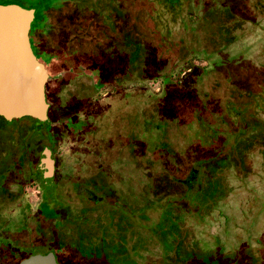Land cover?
I'll return each instance as SVG.
<instances>
[{
    "label": "rangeland",
    "instance_id": "374dc122",
    "mask_svg": "<svg viewBox=\"0 0 264 264\" xmlns=\"http://www.w3.org/2000/svg\"><path fill=\"white\" fill-rule=\"evenodd\" d=\"M92 1V36L46 67L52 95L67 100L52 110L66 120L0 118V151L10 150L8 138L21 144L0 184V211L20 220L15 186L48 149L60 199H77V183L106 199L94 206L105 218L79 241L86 264H264V0H181L176 19L155 0ZM7 2L34 10L32 40L47 31L40 14L63 22L81 0H0ZM72 93L82 101L69 103ZM108 105L135 107L136 117L106 114ZM120 129L123 141L109 137L108 148V133ZM199 161L185 190L182 168ZM61 204L35 210L45 220L42 239L22 216L14 263L53 243L57 229L46 221L63 215Z\"/></svg>",
    "mask_w": 264,
    "mask_h": 264
},
{
    "label": "flooded vegetation",
    "instance_id": "af4514ba",
    "mask_svg": "<svg viewBox=\"0 0 264 264\" xmlns=\"http://www.w3.org/2000/svg\"><path fill=\"white\" fill-rule=\"evenodd\" d=\"M43 17L40 14L37 20L40 23H42V26L44 28H47V31L45 32L43 30L44 33L43 32L40 34L37 33L38 36L33 35L32 40L30 36L28 35V41H29L31 51L34 54L36 60L43 65L45 70H47L46 69L47 65L51 64L52 66H55L58 60H56V58L54 60V58L52 57H50L51 58L50 60L47 56L41 59L40 53L43 54L44 52L43 47H40L41 49H38V47L34 43V41H36L37 39L42 40L44 37H46L48 33V27L52 26V25H48L47 24L48 19H46V17L44 18ZM34 18H35V14L33 10V18L31 22L35 20ZM62 39L63 38H61V40ZM55 50L56 49H54V51ZM61 51L62 50H60V52ZM57 67L59 66L57 65ZM59 75L60 74L58 73L55 74V76H59ZM48 80H49V74L44 83L45 85L44 100L47 104L46 119L44 121L48 122V120L50 121V118L66 120L67 117L63 115L62 112H61L62 114L61 115L60 112L56 110H52L53 107L56 108L55 105L57 106L61 101L64 100V97H61L57 91H55L52 95V90L47 85ZM66 85L67 83H65V81L64 82L62 81L60 84H58L57 89L59 91H62L63 87ZM72 94L73 95H71L68 99L69 103L75 105V104H78V102L82 101L80 100V98L77 99L78 95H74V93ZM64 101H67V100H64ZM52 104H55V105L53 106ZM108 106L109 107L107 111L105 112L106 114H112V115L128 114V116L134 115L136 117L137 112H136L135 107L134 109H130V108L127 109L125 105H122V107L119 106L117 110H114L113 105L112 106L108 105ZM0 118L2 117L0 116ZM24 119H26L27 123L29 124L30 119H27L25 117H21L15 120L20 121ZM11 120H5V121L10 122ZM136 125L129 131V133H133L134 135L137 133L139 129L137 130ZM26 126L28 127V125ZM26 126L24 127L21 126V129H23L22 130L23 134H24V128ZM19 128H20L19 125L17 126L15 124V127H13L12 129L17 132ZM122 132L123 130L120 129L118 131L114 130L108 133L109 134L108 138L105 141V143L106 142L108 143V148H111L109 146L110 144L108 141L109 137L117 138L118 139L117 146L120 145V142L123 140L120 139L119 135H122L123 134ZM14 133L15 132L12 131V135ZM124 134H125V131H124ZM200 136L202 137V134ZM19 138L20 137L16 139L17 141L15 143L12 141L13 138L10 140L8 138L6 142L9 145L10 150L7 149L6 151H0V184L1 183L3 184L8 172H10L15 165V158L17 154L19 153L20 147H21ZM210 138L212 139L213 137H211V135L209 134V136L204 137V140L205 139L211 140ZM40 155L38 157V160L36 161L37 163L32 167L31 170H29L27 174L24 175L23 180L20 183H18L17 186H15L16 194L21 198L19 199V205L22 208V210H24L23 213L22 212L19 213L20 220H18V222L14 221V217L11 211H7V210L0 211V264H16L14 263L16 260L14 259V255H13V246L17 240L18 234L15 233V231L17 232L22 231L24 228V225L27 223L26 220L28 219V218L24 219L22 216H26V217L30 216L31 219L35 220L36 230L39 231V238L41 236V239H42L43 238L42 225H44L45 220L40 216L41 215L40 213H34L35 210L42 205L60 206L62 205L61 203L66 204L64 205V213H62L63 214L62 216L64 218L62 219L61 214L60 213L58 214L56 212L52 216H49V220L46 222L51 225L53 224L56 227L57 231L54 232L53 243L44 251L39 252V254L51 252L57 264H86L85 261H81L83 257L81 255L83 254H82V250L80 251L79 249V245H80L79 241L82 240V238L84 237H87V236L91 237V235L93 234L92 227L94 223L98 225L99 223H97V221H101V218H105V215H106L105 211L101 212L98 207L94 208V206L102 203V207H103L106 204V199H103L102 197L97 196L90 187L84 184H79V183L75 184L73 187V191H74L73 193L77 196V199H69L70 197L68 195H66L67 196L66 199H60L57 189L55 188L53 183H51L50 181V178L53 175L57 166L55 165L54 160L50 154L49 157L53 160V167H52V171L50 172V174L43 173L41 170H38L37 166L39 163ZM200 164L201 162L199 161V162H195L191 164L189 168L188 167L182 168L183 176H180L181 178L178 179L177 181L180 183V185L183 186L185 190H188V189L190 190L193 187V185H195V182L199 174ZM30 171H32L33 173L31 174ZM30 190L34 192V195H33L34 199L30 197ZM10 203L8 204V208H10L9 206L12 205V203L11 204ZM82 209L84 210L81 211ZM19 227L21 228L19 229ZM75 230L77 232L76 234L74 233ZM98 237L99 236L97 235V238ZM22 245L25 246L24 243H22ZM29 255L30 254H28L27 256H24L22 259L28 257Z\"/></svg>",
    "mask_w": 264,
    "mask_h": 264
},
{
    "label": "water",
    "instance_id": "95a60500",
    "mask_svg": "<svg viewBox=\"0 0 264 264\" xmlns=\"http://www.w3.org/2000/svg\"><path fill=\"white\" fill-rule=\"evenodd\" d=\"M33 9L15 3L0 4V116L5 120L46 119L44 83L48 76L31 51L28 30ZM48 149L40 155L38 170L50 174L53 160ZM18 264H57L53 254H32Z\"/></svg>",
    "mask_w": 264,
    "mask_h": 264
},
{
    "label": "trees",
    "instance_id": "16d2710c",
    "mask_svg": "<svg viewBox=\"0 0 264 264\" xmlns=\"http://www.w3.org/2000/svg\"><path fill=\"white\" fill-rule=\"evenodd\" d=\"M159 5L160 9L167 12L168 17L171 19H176L177 16H174L175 12L180 13L181 9L179 6L181 5V0H155ZM92 0H81L78 5V8L75 9V5L73 3L70 4V8L67 9L65 15L63 16V22L60 23H53L51 20H47L48 25H52L48 27V33L43 40V54L47 56L50 60L55 58L54 53L65 52V54L69 57H72L71 52L73 51V45L75 43H82L81 40L84 37L89 38L94 33L92 30L95 29V25L93 24V19L96 18L95 16V9L91 8ZM56 12V11H54ZM57 13V12H56ZM173 14V15H172ZM55 19V17H54ZM77 21V24H74ZM50 23V24H49ZM92 24V25H91ZM47 25V26H48ZM77 25V26H76ZM60 35L59 41H54L53 37L55 35ZM61 38H63L61 40ZM70 47V48H69ZM54 49H56L54 51ZM59 50V51H58ZM56 53V54H57ZM55 60V59H54ZM53 60V61H54ZM155 91H159V88ZM27 119H34L31 117H25ZM36 120V119H34ZM212 137V136H211ZM206 140V139H205Z\"/></svg>",
    "mask_w": 264,
    "mask_h": 264
}]
</instances>
